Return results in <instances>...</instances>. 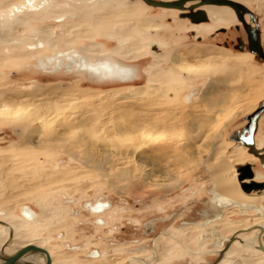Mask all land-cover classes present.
<instances>
[{"label": "rangeland", "instance_id": "374dc122", "mask_svg": "<svg viewBox=\"0 0 264 264\" xmlns=\"http://www.w3.org/2000/svg\"><path fill=\"white\" fill-rule=\"evenodd\" d=\"M24 1L19 0L18 4L22 5ZM32 5L40 9L41 19L26 21L22 27L15 25L16 36L9 37L7 43H0V217L22 216L34 221L31 227L26 225L24 228L30 235L26 241L40 242L39 246L48 248L51 254L53 251L55 264H217L230 244L226 243L221 251L217 245L219 238L234 234L233 226L224 228L226 226L217 218L223 214L226 220L238 221L246 217L250 219L255 213L242 214L237 209L228 211L213 202L216 183L205 161L212 155L214 143L215 148L229 146L231 151L234 150L236 145L230 143L228 137L242 130L247 123L246 117L262 104L264 89L246 95L245 100L254 109L241 111L231 123L218 127L223 117L218 114V109L210 106L217 104L226 90L225 85H216L217 79L225 77V73H221L223 69L213 67L212 72L203 75L188 72L175 75L171 72V59L176 53L179 62L184 61L196 69L199 60L195 52L238 54L240 52L234 47L225 48L223 44L236 40L240 34L230 28L227 34L214 39L204 34L199 40L188 30V20L172 14L171 17L169 12L165 16L161 8L153 7L149 11L143 0H34ZM258 6L253 4L252 8ZM132 8L137 11L130 12ZM107 12H117L122 19H111L116 21L112 25L114 31L134 28L130 20L149 18L147 12L158 18V25L171 27L162 29L161 40L156 38L159 32L146 34L136 30L135 35L144 42L154 40L162 44L158 48L167 57L159 68H167L165 71L175 77L169 84L156 83L166 89L158 95L156 92L154 97L161 102L159 110L187 111L181 121L173 123L176 127L173 124L169 125L172 127H161L150 118H134L132 113L129 118L119 119L123 111L132 112L134 90L158 86L148 85V76L144 72L154 60L152 55L147 54L140 61H130L113 53L114 49L121 47L118 41L101 34L88 38L90 33L94 36L95 31L104 29L102 25L97 26L98 22L94 24L93 17L104 16ZM21 14L0 8V22L11 26L14 22L10 17L19 18ZM60 24L79 29L73 30L63 43L59 37ZM48 27L52 28L51 34L55 38L51 46L48 38L39 31ZM80 30L88 31V34ZM72 33L77 38H72ZM40 42L43 47L38 55H34L28 48ZM262 42L264 45V37ZM99 44L107 52L100 53ZM92 45L99 49L91 50ZM145 45L148 49V44ZM131 46L122 45L129 51ZM72 51H80L87 60L112 59L132 65L136 69L132 75L134 81L102 82L88 72L48 73L39 62L41 56L55 64L57 59ZM150 51L156 52L152 47ZM238 64L246 69L247 75L232 86L242 81L249 85H264V62L241 60ZM38 88L43 89L44 94L38 92ZM207 89L210 94H206ZM190 94L195 99L187 104L184 99ZM46 101H59L61 107L55 112L42 111L46 109ZM14 107L15 111L27 107L24 123L29 127L26 125L25 135L31 133L33 136L28 146L19 136L22 127L18 120L14 121V117L19 118L23 112L15 115ZM5 112L6 115L14 113V116L2 114ZM140 112L146 114L149 110ZM90 118L93 124L88 128L78 122ZM50 126L58 139H45L38 132L50 129ZM122 128L133 131L134 138L124 140L120 134ZM259 132L264 135V114ZM88 154H92L91 160L86 159ZM257 159L253 162L256 175L264 174V164ZM97 164L101 165L100 170L96 168ZM62 172H76V175L55 183L44 182V174ZM178 182L181 184L173 188ZM103 204L108 205L107 210L93 212L90 209L97 205L101 209ZM24 208L33 211L35 217H26ZM226 212L229 214L225 215ZM4 223L0 221V227ZM183 224L200 225L194 229L193 238L182 240ZM22 226L24 223L15 227ZM166 230L172 234H166ZM0 233L5 235L3 228ZM155 240L172 244L168 249H161L160 244L155 246ZM74 247L79 250L73 251ZM96 251L103 252L104 256L99 257ZM130 255L136 257L129 258ZM52 257L53 264L55 258ZM240 261L239 257L232 256L227 264H240Z\"/></svg>", "mask_w": 264, "mask_h": 264}, {"label": "bare ground", "instance_id": "6f19581e", "mask_svg": "<svg viewBox=\"0 0 264 264\" xmlns=\"http://www.w3.org/2000/svg\"><path fill=\"white\" fill-rule=\"evenodd\" d=\"M18 1L19 0H1L0 1V8L1 9L6 8L12 14H14V12L22 13L19 18H15V17L12 18L13 16L10 17L12 19L11 21L14 22L13 25H11V26H4L3 23L0 22V43H3V42L7 43L8 41H10L9 37L16 36L15 34L18 31L14 27L25 26L26 21L29 23L31 20L41 19L42 15H41V12H39L40 9L37 8L35 5H32L34 0H25L22 5L18 4ZM242 1H244L246 3H250L253 1L254 2H260L263 7L260 8L259 12L264 14V0H242ZM136 10H137V8L133 9V11H136ZM211 12L217 13V12H219V10L213 9V10H211ZM117 14H118L117 12L116 13L107 12L104 16L93 17V19L95 20L94 24H97L96 22H98L97 26L102 25V26H104V28H105V26H108L109 29H107V28L102 29V30H100L101 32L95 31L94 36H92L93 34L90 33V35H88V38H93V37H95V35L101 34L104 37H108L109 39L116 40L121 44V49H119V51H118V49H116L119 52V54H121L127 60H135V59L141 57L142 55H144L146 53V46L143 45L142 43H138L136 41L125 42V39H127L128 37L133 35L132 28L130 31H126V32L125 31L113 32V29L111 27H112V25L115 24L116 21L113 22L111 19L112 18H115V19L118 18L117 21H122V19L120 17H118ZM125 21H129V20L126 19ZM74 24H76V23H74ZM139 25L142 28H145L146 31L158 30L160 28V26L156 25L153 20H147V21L142 20L140 22H137L136 25L134 24V26H136V27H138ZM49 27L47 29H40L39 31L41 34H43L45 37L48 38V45L51 46L52 44H54L55 38L51 34L52 28H49ZM77 28H78L77 26H73V25L60 24V26H59V29H60L59 37L62 39L63 43H65L68 40L71 32L75 29L77 30ZM79 32H81V33L84 32V33L88 34V31L82 32L80 30ZM72 38H77V37L73 34ZM58 40H59V38H58ZM124 44H131L132 45L131 46L132 55L130 54L131 51H129L128 48L126 49V48L122 47V45H124ZM42 47H43V42H40L38 44H33V46L29 47L28 49H31L33 51L34 55H38L40 53L39 50H41ZM90 48H92L91 50L94 49L95 51L98 49V47H96L94 45L90 46ZM99 52L102 54L104 53V51L102 49L101 50L99 49ZM125 54H127V55H125ZM196 55H197L196 56L197 59L199 60V63L197 64L198 67L196 69L184 61L179 62L178 59L176 58L174 60V63H173V70L171 72L174 73L175 75H178V73L180 74V72H182V73L188 72L192 75L193 73L194 74H201V73H206V72L207 73L212 72L211 68H213V67L223 69V71H221V73L224 72L225 77L222 76L223 78L217 79L216 85H221V86L225 85L226 90H224L223 94L218 98L217 104L210 106L211 109L212 108L218 109V111L220 112L218 114H220L223 117L222 120L219 122L220 124H218V127H222L225 124L228 125L229 123H231L239 112L254 109L253 106L250 107L248 105L247 101L245 100V97L247 94L253 95V94L259 93V91L261 92V90L264 89V85H262V84L249 85L247 82L242 81V83L237 84L236 86H232V85H234V83L236 84V81L238 79H244L247 75L246 69H244V67H242L238 64L241 61L242 57H236V56L234 57V56H230L228 54L226 55L224 53H212L210 51H204V53H200V54L196 53ZM1 59H2V57L0 56V60ZM157 64H158V61H155L154 64L150 68L147 69V73L149 75L150 82L151 83H153V82H157V83L171 82L174 79L175 75H171L170 71L166 72V71L161 70L160 68L157 67ZM99 71H100V69H96V72H99ZM109 72H112V71L109 70ZM223 74H221V75H223ZM180 75H182V74H180ZM172 88L173 87L170 86V89H172ZM38 89L39 90L36 89L38 92L39 91L41 92L43 90L40 88H38ZM161 90L162 89H158L157 95L160 94ZM207 90L208 91L206 92V94H210L211 93L210 91H212L211 89H210V91H209V89H207ZM229 90L234 91V92L231 93ZM156 92H157L156 88H147V87H141V88H137L136 90H134L132 92V112L131 111H123L121 113V116L119 119L122 121L125 118H129V116L132 113V117H134V118L135 117H139V118L140 117H142V118L147 117V118H150L154 124H158L161 127L162 126L163 127H172V126L176 127L175 126L176 123H175V125L173 123L181 121L182 118H184L187 111L170 112L168 110L167 111L159 110V106H161V102L154 97ZM41 93H43V92H41ZM39 95H40V93H39ZM49 97H51V96H49ZM48 101H46L47 103L45 104L46 109H43V110L41 109L42 111L47 110V112H55L59 109V107H61V106H58L60 103L59 101H56L55 103L54 102H48ZM42 105H40V107ZM45 106H44V108H45ZM18 107H20V105ZM120 107H122V106H120ZM4 108L3 109L6 111L7 108L6 107H4ZM8 108H10V107L8 106ZM26 108L23 107V108H20L16 111H15V107L12 109H14L15 115H19L20 114L19 112H21V111L23 112V113H21L19 118L14 117L15 119L14 118L13 119H14V121L18 120L17 122H19L20 126L22 127V132H20L19 136L26 140V142L24 141L25 142L24 144L28 146L29 144H31V139L33 136L31 135V133L29 135H25L26 128L28 126L26 123H24L25 122L24 121L25 120L24 115H25V112H27ZM121 109H124V107ZM142 109H148L149 113L145 114V113L140 112V110H142ZM4 110H2V111H4ZM165 110H166V108H165ZM6 112L2 113V114L6 115ZM39 113H40V111H39ZM39 113H38V115H39ZM13 114L12 115L7 114V115H8V117H10V116L12 117V116H14ZM36 114H37V112H36ZM38 115H37V117H38ZM0 117H1V115H0ZM26 117H27V115H26ZM40 117L41 116H39V118ZM41 120H43V119H41ZM45 121H47V120H45ZM94 121L96 122V120H94ZM78 122L80 123V125L82 124L81 125L82 127L88 128L90 126V124L93 122V120L91 118L85 119V120L79 119ZM8 123H11V122L9 121ZM45 123L43 122L42 124L46 125ZM47 123H49V125H50V121ZM99 124H102V122L100 121ZM169 125H172V126H169ZM15 126H18V125H15ZM156 127H154V128L156 129ZM151 129H153V128H151ZM220 130L221 129L219 128V131ZM38 132L41 133V135H43L45 137V139L46 138L47 139L48 138L58 139V137H56L55 132H53L51 130V126H50V129H43L42 131L38 130ZM120 134H121V136L124 137V138L122 137L124 140H129V139H131V137H132V139L134 138V132L132 131V133H131V131L127 130V129L125 130L122 128ZM218 134H219V132L217 133V135ZM217 137H219V136H217ZM24 144H22V145H24ZM215 144L216 143H214V150L212 152V155L209 157V159L207 161H205V164L207 165L208 169L211 171V175L214 178V181L216 183L215 184L216 188H215L214 193H213V202L216 203L221 208L227 209L228 211H230L232 209L233 210L239 209L242 213H244V212H254L255 213L253 216H251V217L249 216L250 219H248L246 217L245 219L238 220V221L226 220V218H224V216L223 217L220 216L219 218H217V221H221L223 223V225L226 226L224 228L232 227V226L234 227L233 228L234 234H232L233 239H232V237L225 235V236L220 237L218 240L219 242L217 243V245L220 248H222L221 251L223 250V247L226 243H230V244H229V247L225 250V252L223 254L221 253L222 254L221 259L217 262V264H227L228 260L232 256L239 257L241 259V261L239 262L240 264H264V251L261 248L262 245L264 247V191L260 195L248 194V193L245 194L240 190L239 184L237 183V180H236V170H237L238 166H241L244 163L248 162L249 160L254 159V156L248 153L247 148H244L241 146L240 147L238 146L237 148H234L233 151H231L229 146H225L224 149H220V148H215L216 147ZM257 148L260 149V143L257 144ZM228 150H230V151L228 152ZM92 158H93L92 154L91 155L88 154V158H86V159L91 160ZM100 166L101 165L97 164L96 168H99V170H100ZM73 175H76V172H62V173H57V174H54V173L44 174V177L46 179H45V181L44 180L43 181L48 182V183H50V182L55 183V182L65 180L69 177H72ZM238 182L240 183L239 180H238ZM180 184L181 183H179V184L175 183L173 185V188L178 187ZM43 185H44V183H43ZM240 186H241V183H240ZM164 187H166V186H164ZM168 187H170V186H168ZM102 206L103 205H100V207H102ZM107 206L108 205H106V207ZM23 213L26 217H28L30 219H33L35 217V214L29 208H25L23 210ZM226 214H229V212H226L225 215ZM0 221L6 222V223H4L3 227H0V232L2 231V228H3V231L5 232V235H2L0 233V250L5 245L6 248L4 249V253L7 255V256L2 255L0 253V264L3 263L4 260L7 259L8 257H11V254L14 255L18 250H20V249H22L28 245H35L37 247L43 248L42 246L38 245V244H40V242L26 241V240H29L30 235H28L27 231L24 230V228L26 225L30 226V227L33 225L32 223H29L30 221H28L26 219L23 220L17 216L16 217L11 216L10 218L8 216L0 217ZM26 221H28V222H26ZM22 223H24V226L16 229L15 226H17V224L19 226H21ZM183 226H184V230L182 233H184V234L181 233V238H182V240L184 238H187V240H188L189 238L194 237V235H193L194 229H196V227H198L200 225L199 224L198 225H194V224H185L184 225L183 224ZM30 227H28V228L30 229ZM253 229L259 230L260 234L256 233V231ZM221 230H223V229H221ZM196 232H197V230H196ZM217 233H216V235H217ZM167 234L171 235L172 233L169 230V231H167ZM222 234L224 235V233H222ZM189 235H190V237H189ZM158 239H160V238H158ZM157 244L158 245L160 244L161 249H163V248L168 249L172 243L164 241V240H160V241H155V246ZM193 245H194V243H193ZM248 247H252V248H248ZM220 248H218V249H220ZM43 249H45L49 253L50 259H51V261H53V257L51 255L50 250L48 248H43ZM196 249H194V250L196 251ZM40 254L41 253L26 254L19 261V264H47L48 257L45 254H41V255ZM32 255H34V256H32ZM131 255L129 256V258H135L136 257V256L132 257Z\"/></svg>", "mask_w": 264, "mask_h": 264}, {"label": "flooded vegetation", "instance_id": "af4514ba", "mask_svg": "<svg viewBox=\"0 0 264 264\" xmlns=\"http://www.w3.org/2000/svg\"><path fill=\"white\" fill-rule=\"evenodd\" d=\"M162 1H177V0H162ZM230 1L238 3L241 6V8L236 9L234 7L224 6V5L205 4V5H202V6L195 8L193 10V12H191L189 10V8L191 6L200 4V1H194V2L186 3L184 6L185 10L165 9V8H161V9L165 13V16L168 15V12H169L170 16L172 14L173 16H180V18H182L184 20H188L190 22V24L188 26V30H190L193 33V36H196L197 38L202 37V35H204V34H207L208 36L211 35V38L214 39L219 35L227 34L228 30L230 28H231L230 29L231 31L235 30L237 34H240V36L237 37L236 40H231L230 43H227V42L224 43L223 47H225V48L234 47L235 50L239 51L240 53L232 54L230 52H225V51L218 52V53H224L226 55L228 54V55L234 56V57L235 56L236 57H242V59H241L242 61L243 60H250V61L257 60V61L264 62V45L262 42L263 37H264V14L259 12L260 8L263 7L262 4L260 2H254V1L250 2V3H246L242 0H230ZM143 2H144V0H143ZM253 4H258L259 6L256 9H254V8H252ZM146 6H147V9L149 11L151 9H153V6H151V5L148 6L146 4ZM155 8H157V7H155ZM133 9L134 8L130 9L129 11L130 12L132 11V13H133ZM213 9H215V10L218 9L219 12H217V13L213 12L212 13L211 10H213ZM199 11L204 12L206 20H204L203 15H200L198 13ZM147 14L149 15L147 17H149V18H143V19L141 18V19H137V20H133V18H132V20H130V23L132 21V25L134 27V28L131 27L133 35L128 37L127 39H125V42L136 41L138 43H142L143 45H145V43H147L149 48L147 49V47H146V53L144 55H142L141 57H139L135 60H132V61H140L143 58H145L147 54H150V56L152 55L153 58L155 57L154 58L155 61H158L157 67L159 68V65H162V63L165 62L166 57H167L158 48L159 45H162L161 42L160 41H154V40H148L147 42H144V40L142 38L136 37L135 31L140 30L146 34H150L152 32H159L156 34V38L157 39L159 38L161 40L162 29L164 27H167V28H171V27L164 25V24L158 25V22H159L158 18H156L153 15H150L149 12H147ZM183 14H193L194 17H193V19L184 18V17H182ZM142 20L143 21L153 20L156 25L160 26V28L158 30L146 31L145 28H142L140 25L138 27L134 26V24L136 25L137 22H140ZM113 26L111 27L112 29H113ZM106 28L107 27L105 26L104 29H106ZM131 28L127 31H130ZM113 32H117V31L113 30ZM106 38H108V37H106ZM199 40H201V39L199 38ZM151 47L154 48L156 52L150 51ZM119 49H121V47L118 48V51H119ZM116 51H117L116 49L113 51V53L115 55L122 56L121 54H119L118 51L117 52ZM196 53L200 54V53H204V51L195 52V54ZM212 53H216V52H212ZM174 56H176V57L174 58ZM176 58H177V55L175 53V54H173L172 59H171L172 63H174V60ZM154 60L147 68H145V71H144L148 76V80H149V75L147 73V69L150 68L154 64V62H155ZM50 61H51V59H45V58L39 56L40 64H42L46 69H48V73L63 72V73L71 74L74 72H77V73L88 72L92 76H94L96 79H99L102 82H112V81L117 80V79H120L122 82H128V81L131 82V81H134L132 75H134L135 71H136L135 67H131L129 65H123V64L118 63L116 61H113L112 59H110V60L105 59L102 61L87 60V59H85V54H82L80 51H72V52L68 53L62 59H57L55 64H52V62L50 63ZM96 69H100V71L96 72ZM163 69L167 70V68H163ZM109 70L112 72H109ZM165 70H163V71H165ZM172 70H173V64H172ZM166 72H169V71H166ZM204 74H206V73H204ZM196 75H203V73L196 74ZM172 81H174V80H172ZM156 83L157 82L151 83L149 80L148 85L158 86V87H150V88H156L157 92H158V89H166L161 85H157ZM164 83L169 84L170 82H164ZM164 83H160V84H164ZM170 86H172V85H170ZM211 88L212 87H210L209 89H211ZM161 92H162V90H161ZM192 99H195V98L193 97L192 94H190L184 99V101H185V103L190 104L192 102ZM259 107H257L251 113L253 114ZM252 114H250V115H252ZM261 118H262V116H261ZM261 118L259 120L258 130H257V133L255 135V147H254V149H251L249 147H245L243 145H238L239 147L241 146V147L247 148L248 153L254 156V159L249 160L248 162L244 163L241 166H238V168L236 170V180H237V183L239 184L240 190H242V189H241L240 183L238 182V177H239L238 169L240 167L246 165V164H251L253 166V170L255 172L253 162L257 161L258 159H257V156L253 154V151L260 152V153H262V155H264V135H260V132H259V126H260ZM246 125H247V123L243 126V129L246 127ZM242 130H240V132ZM230 143H233L236 145L235 142L230 141ZM258 143H260V149L257 148ZM238 146H235L234 148H237ZM262 163L264 164V161H262ZM263 175L264 174H262V173H258L256 175V172H255L256 180L258 182H264V176ZM263 191H258V192L254 191L250 194L260 195ZM242 192L245 193L243 190H242ZM106 208L107 207L104 204L101 207V209H99V205H97L95 207L94 206L90 207V209L93 212L104 211V209L105 210L108 209V208L107 209ZM237 210H239V209H237ZM242 214H244V213H242ZM223 216L224 215L222 214L221 217H223ZM1 217H3V216H1ZM20 218L25 220V218H23L22 216H20ZM28 221H26V222H28ZM29 223H34V221H30ZM253 230H255L256 233L260 234L259 230H257V229H253ZM167 231H169V230L165 231L166 234H167ZM155 241H157V240H155ZM2 248L0 250V253L2 255H6L4 253V249L6 248L5 245ZM72 250L75 251V250H79V249L77 247H74V249H72ZM102 253L98 252L97 255L104 256V254H102ZM32 256H34V255H32Z\"/></svg>", "mask_w": 264, "mask_h": 264}, {"label": "water", "instance_id": "95a60500", "mask_svg": "<svg viewBox=\"0 0 264 264\" xmlns=\"http://www.w3.org/2000/svg\"><path fill=\"white\" fill-rule=\"evenodd\" d=\"M148 5L157 8H165V9H177V10H185L184 6L188 2L200 1V4L191 6L189 10L193 12V10L199 6L205 4H215V5H224L234 7L236 9L241 8L238 3H235L230 0H177V1H162V0H144ZM200 15H203L204 20H206L205 14L202 11L198 12ZM182 17L193 19V14H183ZM264 114V101L261 106L252 114L246 118L247 125L240 132L236 131L229 135L228 140L235 142L236 146L243 145L245 147H249L254 149L255 147V135L258 130V123L261 116ZM253 154L256 155L259 159L264 161V155L260 152L253 151ZM239 177L238 180L241 183V188L245 193H252L254 191H263L264 190V182H258L255 178V172L253 170V166L251 164H246L238 169ZM264 251L263 245L261 246ZM29 253H41L45 254L48 257L47 264H52L49 253L40 247L35 245H28L20 250H18L14 255L8 257L1 264H19V261L23 256Z\"/></svg>", "mask_w": 264, "mask_h": 264}, {"label": "crops", "instance_id": "0c3cea01", "mask_svg": "<svg viewBox=\"0 0 264 264\" xmlns=\"http://www.w3.org/2000/svg\"><path fill=\"white\" fill-rule=\"evenodd\" d=\"M145 2V1H144ZM146 3V2H145ZM147 4V3H146ZM148 5V4H147ZM100 46V48L101 49H103V50H106L105 48H104V46L103 45H101V44H99ZM99 49V48H98ZM115 50V49H114ZM106 52H107V50H106ZM118 56H120V55H118ZM113 61H115V60H113ZM130 61H132V60H130ZM116 62H118V61H116ZM118 63H121V62H118ZM121 64H123V63H121ZM123 65H127V64H123ZM129 66H131L132 67V65H129ZM25 209V208H24ZM52 255L54 256V258H55V260H54V262H53V264H55V262H56V256L54 255V253H53V251H52ZM99 257H100V255H98Z\"/></svg>", "mask_w": 264, "mask_h": 264}, {"label": "built area", "instance_id": "2783aa9c", "mask_svg": "<svg viewBox=\"0 0 264 264\" xmlns=\"http://www.w3.org/2000/svg\"><path fill=\"white\" fill-rule=\"evenodd\" d=\"M98 252H96V255H97Z\"/></svg>", "mask_w": 264, "mask_h": 264}]
</instances>
